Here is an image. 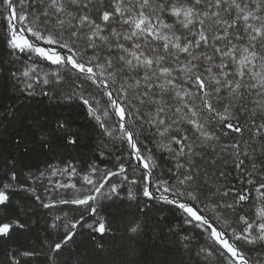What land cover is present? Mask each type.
<instances>
[{"label":"snow or ice","instance_id":"snow-or-ice-1","mask_svg":"<svg viewBox=\"0 0 264 264\" xmlns=\"http://www.w3.org/2000/svg\"><path fill=\"white\" fill-rule=\"evenodd\" d=\"M0 264H264V0H0Z\"/></svg>","mask_w":264,"mask_h":264},{"label":"trees","instance_id":"trees-1","mask_svg":"<svg viewBox=\"0 0 264 264\" xmlns=\"http://www.w3.org/2000/svg\"><path fill=\"white\" fill-rule=\"evenodd\" d=\"M82 239V238H81Z\"/></svg>","mask_w":264,"mask_h":264}]
</instances>
